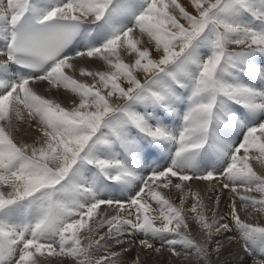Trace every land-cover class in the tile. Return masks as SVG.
Returning <instances> with one entry per match:
<instances>
[{
	"label": "snow or ice",
	"instance_id": "snow-or-ice-1",
	"mask_svg": "<svg viewBox=\"0 0 264 264\" xmlns=\"http://www.w3.org/2000/svg\"><path fill=\"white\" fill-rule=\"evenodd\" d=\"M96 61L108 70L80 67ZM251 161L264 167V0H0V264H128L134 248L229 264L237 240L264 264V226L241 219L264 212Z\"/></svg>",
	"mask_w": 264,
	"mask_h": 264
},
{
	"label": "bare ground",
	"instance_id": "bare-ground-1",
	"mask_svg": "<svg viewBox=\"0 0 264 264\" xmlns=\"http://www.w3.org/2000/svg\"><path fill=\"white\" fill-rule=\"evenodd\" d=\"M181 2H186V0H181ZM189 10L191 11V9H189ZM137 38H140L142 41H145V42L148 41V37L146 35L144 37H139L137 35ZM152 43H154V42H152ZM144 46H148V45L145 44ZM233 47H235V46H233ZM124 59H125V62H128L129 61V58L127 56H125ZM80 67L85 68L86 70H90V71H97V70H99V71H107L108 70L107 66L104 65L102 61H96L95 63H86V62L85 63H81L80 64ZM69 75H72L74 79H76L77 81H79L81 83H84V84H93L94 83L92 77H89V76H81L80 73H79V70H77V72H75V73H69ZM140 79H141V82L143 83L144 82V75L143 74H140ZM35 89H36V91L39 94L44 95L46 98L55 99L57 102H60L62 104V106H64V107L70 108L72 106L71 101L73 99H75L77 102L79 100V97L76 94L72 93L69 90H65L62 87L60 89H51V91H49L48 90V85H47L46 82L37 83L35 85ZM117 102H122V101H117ZM26 127H27L26 125H22V128H26ZM37 135H38V133H36L34 130H30V135L23 137V139L24 140H27L28 143H32L33 138L36 137ZM16 139H17V141H21V135L17 134ZM160 163L163 164L164 161H160ZM251 163H252L253 168L258 173L264 172V167H262L259 163H257L256 161H251ZM190 183L193 184V191L199 190L200 193H201V195L204 196V197H207L208 195H211V193H209L207 191V188H208L207 183H200V182H190ZM165 194H166V196H167V198L169 200H172L171 202L175 203L174 204L175 206H177V207H180L181 206V201H180L181 193H179L177 190L173 189L170 192H166ZM217 194H219V190H217ZM255 195H257V197L259 196V194H255ZM228 200H229V197L227 195V190H226L225 193L221 196V203L219 205V210L217 212L218 215H223V214H225L227 212V210H228ZM193 202L194 201L191 198H189V199H187L184 202L183 207L186 210L185 214H186V217L188 218L189 222L194 225V221H192V216L194 214H192V213H190V212L187 211L188 209L191 208V204ZM205 203H208L207 199H205ZM156 207L157 206L153 203V208H156ZM213 207H214V205H213ZM155 213H157V212H154L153 215H155ZM207 214H208L209 219H210L211 218V212L209 211ZM251 214L252 215L254 214L253 217L255 218V221L257 220V222L259 224L260 223L261 224H264V212H259L258 213V212H255L253 210V211H251ZM245 216H247V215L244 214V213H241V219L242 220H244ZM250 217H252V216H250ZM156 223L159 224V220H157ZM259 226H261V225H259ZM191 236H192V238L194 240H196L197 242H201V243L205 239V237L203 236V234L200 231H198L197 227H195V226H193L192 229H191ZM157 244H159V241H157ZM140 252H141V255L143 253V256L145 255V253L146 254L147 253H150V256L151 255L153 256V255L156 254V253L153 254L154 252L152 253V252H149V251H140V249L134 248V249L130 250L129 252H127L124 256L125 257H132L131 255L134 254V256H135L137 253L140 254ZM164 255H166V254L164 253ZM157 257L159 258V260H158V263H159L160 257H159V255H157ZM166 257L168 258V256H166ZM47 259L48 260H51V262H52L51 264H56L57 263V261H54V259H57L56 257H48ZM148 260H146V261H148ZM161 260H162V258H161ZM222 260L232 261L233 260V256H231L229 254L227 256H224V258H222ZM141 261H143V260H141ZM190 261H195V260L194 259H191ZM151 262H152V260H151ZM179 264H180V262H179Z\"/></svg>",
	"mask_w": 264,
	"mask_h": 264
},
{
	"label": "rangeland",
	"instance_id": "rangeland-1",
	"mask_svg": "<svg viewBox=\"0 0 264 264\" xmlns=\"http://www.w3.org/2000/svg\"><path fill=\"white\" fill-rule=\"evenodd\" d=\"M170 201H172V200H170ZM173 203V202H172ZM173 204H175V203H173ZM253 211V210H252ZM155 215H158V212L157 213H155ZM254 215V214H253ZM253 215L252 214H250V215H247V216H245V218H244V220L246 221V222H248V223H254V225H258L259 223L257 222V220L255 221V218L253 217ZM250 216H252V217H250ZM247 217V218H246ZM247 219V220H246ZM259 225H261V226H264V224H259ZM231 234V235H230ZM229 236H232V237H238V233L234 230L233 232H231V233H229ZM153 253V252H152ZM151 253V254H152ZM136 254V253H135ZM153 254H155V253H153ZM165 254L166 255H164V253H163V255H161V254H155V255H151L150 256V253H145V255L143 256V253H142V255H141V252H140V254H136L135 256H134V254L133 255H131L132 257H123V259L126 261V262H128V264H131V262L132 261H134L135 260V258L137 257V255H139V260H140V264H151L152 262V264H157L158 263V260H159V258L157 257V255H159V257H160V261H159V263L158 264H179V262L180 261H177V260H171L170 261V259H169V255H167L168 253L167 252H165ZM231 255V256H233V260L232 261H228L229 262V264H250V261H251V259L252 258H250V257H248L247 256V254L244 252V250H243V246H242V242H239L238 240L237 241H234L233 243H231V244H229L228 245V250L227 251H225L224 252V254L221 256V257H219V259H221L222 260V258H224V256H227V255ZM236 257H235V256ZM166 256H168V258L166 257ZM148 257V258H147ZM156 257V258H155ZM166 257V258H165ZM235 257V258H234ZM57 259H54V261H57V263L56 264H60L62 261H66V259L67 258H63V257H56ZM128 258V259H127ZM151 258V259H150ZM161 258H162V260H161ZM257 259H259V257H256ZM43 259V258H42ZM150 261H149V260ZM168 259V260H167ZM192 258H189V260H188V264H195L196 263V261H190ZM216 259V257H213V260H215ZM141 260H143V261H141ZM146 260H148V261H146ZM151 260H152V262H151ZM237 260V261H236ZM50 262H51V260H49ZM190 261V262H189ZM156 262V263H155ZM178 262V263H177ZM195 262V263H194ZM52 263V262H51Z\"/></svg>",
	"mask_w": 264,
	"mask_h": 264
}]
</instances>
